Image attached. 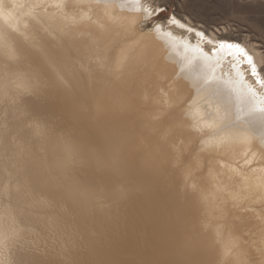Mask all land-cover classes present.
Wrapping results in <instances>:
<instances>
[{"label": "bare ground", "instance_id": "bare-ground-1", "mask_svg": "<svg viewBox=\"0 0 264 264\" xmlns=\"http://www.w3.org/2000/svg\"><path fill=\"white\" fill-rule=\"evenodd\" d=\"M137 2L0 0V264L49 242L52 197L85 264H264V54L141 30Z\"/></svg>", "mask_w": 264, "mask_h": 264}, {"label": "rangeland", "instance_id": "rangeland-1", "mask_svg": "<svg viewBox=\"0 0 264 264\" xmlns=\"http://www.w3.org/2000/svg\"><path fill=\"white\" fill-rule=\"evenodd\" d=\"M137 3L140 4L139 5L140 8H143V15L140 18L141 20L139 19V22H140L139 29L141 30L143 29L144 31H149L153 29L157 30L160 26V28H163L166 32L171 31L170 33L174 32L173 34L175 36H180L182 38L181 40L182 42H184L187 39L188 41L186 45L187 44L190 45L193 42L194 45L196 46V44H199V42L202 41L204 43L203 45L201 44L202 45L201 49H203V52H205L209 56L214 51L210 47H212L211 45L215 41L216 42L214 46L220 45L221 42H225V43L230 42V43H239L240 46L244 49H245V46H242V45L251 44L257 49L261 50L264 54V0H138ZM174 19L178 21L179 25L175 21H173ZM172 28H174V31ZM211 33L216 34L217 39L213 40L214 38ZM218 48L219 47H217V49L214 51V54L216 53L218 55L220 54L218 53L219 52ZM238 57H241V59L243 58V56H241V53L238 55ZM241 68H243V66ZM256 71H257L256 76L260 75V73L263 76L264 75V63H262L260 65V68H258V70ZM45 109L48 112H50L49 108H45ZM58 116L60 119L59 112H58ZM60 121L61 122L58 124V129H57L56 134H60V133L64 134L63 138L65 142H67V140H72V138L75 139L74 135L75 137L76 135L78 136L82 135L83 137V134H81L82 130L78 129L79 128L78 122L77 121L73 122V117L71 115H69L68 113H64ZM68 136L70 137V139ZM84 137H87V136H84ZM89 140H90V143H93L91 139ZM109 184L116 185L118 183H114L112 180H110ZM119 189L120 191H124L126 189V185L122 184L121 186H119ZM125 191L131 192V191H136V190L135 189L133 190L132 188V189H127ZM103 195L104 194L100 195L101 196L100 203L108 204L110 202L109 199L105 195L104 196ZM50 197H52V195ZM51 201H53L54 203H51ZM51 201L49 203V205H51L50 206L51 208H49L50 210H48V212L51 214L50 215L51 218L49 217V219L51 221V224H53L52 221L54 222V225H53L54 227L50 226L49 228L51 229L53 227L51 231H48L49 234L51 233L49 242L44 245V243L42 242L43 238L41 237L39 238V235L36 236L35 234L36 231H35L34 234H35V237H37L35 241L36 247L32 248L31 250L25 247L24 252L27 251L26 253L27 258H25L23 255L24 257L23 264H50L51 260L49 259H51L50 258L51 255L53 254L52 257L57 258L58 257L57 254L59 251L58 247L59 246L62 247V245L63 246L65 245V253L63 254L64 256L61 255L62 256L61 261L66 260L64 264H69V260L71 262L73 261V263L70 262L71 264H77L79 262H80L79 264H85V257L87 256L86 255L87 250L83 248L84 244H83V240H81L82 238L81 234L83 232L81 231V226H80V223H81L80 219L82 218L81 217L82 212H80L79 200L77 199L74 201H69L70 203L67 201L66 202L67 204L65 202L60 204L58 202H55V198L52 197ZM63 204L65 205L63 206ZM66 205L68 206V208ZM69 206L71 210L69 209ZM66 208L68 209V213L66 212L67 211ZM57 209L63 212H66V213L62 212L60 218L56 222L52 214H54V212H57ZM155 213L158 214V212H155ZM69 217H72V218H69ZM69 220L71 221L75 220L73 221V223L76 229H74L73 223L71 221H70L71 224L69 223ZM90 220L94 224L96 221H98L93 216H91ZM76 221L79 223L77 224ZM157 225L159 227L157 228V231L159 232L161 229L160 223L157 222ZM90 227L92 226L90 225ZM164 229H165V232H167L166 233L167 236H171V235L174 236V232L176 233L179 228L177 229L176 227H173L169 223H167V226L164 225ZM173 229L175 230L173 231ZM52 230H56V231L54 232ZM54 234L56 236L55 238H54ZM54 239L58 241L56 240L54 241ZM73 239L75 240V242ZM51 244H52V248L48 246V245L51 246ZM39 247L41 248L39 249ZM49 250H51L52 252H50ZM192 253L194 256V251ZM73 255L79 256V258L74 257ZM46 256L48 257L47 258L48 261L47 259H44V257ZM68 257H71V259ZM75 258H76V261L73 260ZM28 260H30V263H28ZM193 263L198 264L195 257L193 259ZM51 264H54V263L51 262ZM55 264H63V263L57 261Z\"/></svg>", "mask_w": 264, "mask_h": 264}, {"label": "snow or ice", "instance_id": "snow-or-ice-1", "mask_svg": "<svg viewBox=\"0 0 264 264\" xmlns=\"http://www.w3.org/2000/svg\"><path fill=\"white\" fill-rule=\"evenodd\" d=\"M153 11H155V10H153ZM161 11H162V9H161ZM220 47L221 48H224V47L234 48L238 53H245V49L242 48L239 43H230V42L229 43H225V42H221L220 43ZM247 61H248V64L251 65L253 67V69H254L255 65L253 64L252 56H247Z\"/></svg>", "mask_w": 264, "mask_h": 264}]
</instances>
